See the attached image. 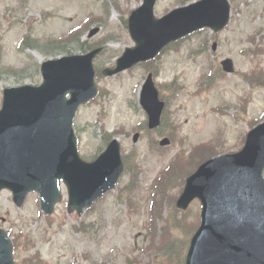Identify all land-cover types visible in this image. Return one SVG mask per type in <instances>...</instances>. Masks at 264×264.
Listing matches in <instances>:
<instances>
[{
    "label": "rangeland",
    "instance_id": "1",
    "mask_svg": "<svg viewBox=\"0 0 264 264\" xmlns=\"http://www.w3.org/2000/svg\"><path fill=\"white\" fill-rule=\"evenodd\" d=\"M185 1L158 0L155 17H164ZM228 1L230 23L216 40L208 30L197 33L154 64L159 68L157 84L166 89V84L175 82L176 90L183 88L173 96L168 90L164 92L169 96V124H176L168 129L172 142L165 149L159 144L162 138L153 133L144 135L137 144L132 142L135 129L146 121L139 107V92L147 71L135 68L117 77L96 80L98 88L103 89L102 97L81 108L75 119L80 155H98L103 132H118L122 153L128 156L129 174L92 213L81 218L68 215L65 189L63 202L50 220L42 213L36 194L18 209L9 192L0 193V229L13 236L25 234L27 241L36 243L34 249H26L23 239H19L17 263L181 264L183 250L168 258L156 250L148 253L151 208L158 205L164 218H169L181 187V171L192 160H199L201 149L216 143L215 152H236L253 124L264 119V88L248 77L252 70L264 67V0ZM142 2L0 0V106L5 88L41 82V77L10 76L5 69L23 68L28 65V56L38 63V56L42 61L52 58L31 49L21 53V40L26 34L40 40L68 38L72 29L84 26L79 40L101 44L105 49L96 66L113 67L125 49L134 46L124 20ZM87 24L91 27L85 33ZM95 28H100L99 33L89 39ZM215 43L217 51L213 52ZM227 58L233 60L235 73L225 76L217 72V66L221 67ZM209 71L213 74L212 85L203 92L198 85ZM192 209L189 224L172 237L181 239L186 230L197 227L201 206L195 202Z\"/></svg>",
    "mask_w": 264,
    "mask_h": 264
},
{
    "label": "water",
    "instance_id": "2",
    "mask_svg": "<svg viewBox=\"0 0 264 264\" xmlns=\"http://www.w3.org/2000/svg\"><path fill=\"white\" fill-rule=\"evenodd\" d=\"M156 0H145L129 21L136 47L126 50L114 76L141 62L154 59L168 44L199 29L219 32L230 19L226 0H202L155 20ZM68 57L42 65L40 87L4 92L0 112V191L8 189L22 207L27 195L38 192L42 210L54 213L61 201L63 181L69 192L68 212L84 214L106 192L114 189L123 172L120 144L113 140L106 152L91 164L77 151L73 121L80 105L97 95L93 59ZM233 71L230 60L223 63ZM71 99H67V95ZM141 105L149 115V127L160 125V103L152 76L141 93ZM139 135H136V142ZM169 142H163V145ZM199 198L203 203L201 226L191 242L186 264H264V125L253 131L238 154L202 165L187 181L178 201L181 210ZM0 264H15L13 245L0 230Z\"/></svg>",
    "mask_w": 264,
    "mask_h": 264
},
{
    "label": "trees",
    "instance_id": "3",
    "mask_svg": "<svg viewBox=\"0 0 264 264\" xmlns=\"http://www.w3.org/2000/svg\"><path fill=\"white\" fill-rule=\"evenodd\" d=\"M69 39L70 40H67V41L66 39H64V40H59V41H47L43 43L40 41H37L34 44H32L31 47L38 49L44 55H61L65 53H70L68 48L75 44H78L77 47H78V50L80 51H86L89 48V46L86 43L79 44L78 39L76 38V35ZM27 40L28 39H26V41ZM11 72L16 73L21 76H25L29 74L34 75V72L31 69L24 70L21 72H14V71H11ZM16 74H14V76H17ZM213 152H214L213 148L201 149L199 159L202 160L208 154H211ZM196 163H197L196 161L192 160L189 166H186V168L182 169L181 175H182L183 180L198 165ZM151 213H152L153 220L159 217L163 218L162 208H152ZM174 213H175V208H171L172 215H170V217L167 219L163 218L165 225H164V230L162 232L163 236L160 237V239H159V236L161 232L158 233L157 228L155 226L152 227L151 229L152 231L150 232L151 233L150 248L156 250L161 255L164 254L167 258L171 254H173V256H177L178 252L181 250H183V253L185 254L184 251L187 250V243H188V238H189V237L187 238L184 244V242L181 239L172 237L171 235L172 233H175L177 230L181 231V229L184 228L190 222L188 220V215H184L183 218L180 219V217L175 216ZM195 230H196V227H190L188 230L185 231V233L189 235L190 233H194ZM24 240L27 243L26 249H28L29 247H34V243L32 241H27L26 239ZM19 247H20V244H19V239H18L15 241L16 251L19 249ZM181 261L183 262V256H182Z\"/></svg>",
    "mask_w": 264,
    "mask_h": 264
}]
</instances>
